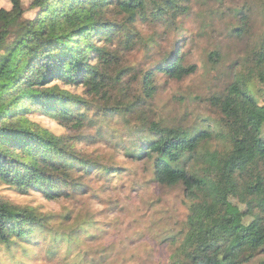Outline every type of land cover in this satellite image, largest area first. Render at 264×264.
<instances>
[{
  "label": "trees",
  "instance_id": "trees-1",
  "mask_svg": "<svg viewBox=\"0 0 264 264\" xmlns=\"http://www.w3.org/2000/svg\"><path fill=\"white\" fill-rule=\"evenodd\" d=\"M193 1L32 0L28 7L39 8L33 18L24 17L22 0H8L9 8L0 6V182L19 190L44 191L48 198L59 195L55 191L65 184L66 173L79 164L88 167L90 162L72 154L65 141L37 127L25 114L37 104L43 114L61 124H82L87 101L66 90L56 92L47 86L48 81L57 78L66 85L84 86L89 94L101 93L107 80L106 67L117 62L112 60L113 51L94 45L93 37L103 33L110 42L117 39L128 49L141 42L146 47L155 45L157 35L143 40L134 30L135 23L141 19L177 28V17L188 14ZM214 1L221 7L224 0ZM253 1L236 0L230 10L247 16ZM255 4L264 24V1L255 0ZM209 11L214 19L215 10ZM113 14L126 19L116 23L109 20ZM247 23L226 27L225 34L241 37ZM259 38V58H264V32ZM178 43L177 38L173 45ZM93 54L98 62H90ZM208 57L218 60L219 48L212 49ZM195 69V64L183 63L180 47L175 46L161 64L145 71L142 93L151 95L154 72L163 71L182 80ZM122 73L123 69L114 80L116 84ZM255 97L249 85L237 80L222 95L214 94L211 103L219 115L214 120L203 119L188 128L140 118L137 131L149 134L128 154L151 158L155 181L168 186L182 184L190 200L188 233H184L171 264H247L264 253V103ZM139 103L120 102L121 107L114 108L126 116ZM214 140L221 143L220 148L214 149ZM197 158L202 160L200 164ZM69 161L74 167L66 165ZM99 169L109 172L104 166ZM228 183L254 214L251 224L234 223L225 188ZM45 219L0 198V250L11 254L18 248L25 255L40 233L54 236V228ZM85 222L83 218L78 227ZM73 236L69 232L64 239L74 240ZM256 264H264V259Z\"/></svg>",
  "mask_w": 264,
  "mask_h": 264
},
{
  "label": "rangeland",
  "instance_id": "rangeland-1",
  "mask_svg": "<svg viewBox=\"0 0 264 264\" xmlns=\"http://www.w3.org/2000/svg\"><path fill=\"white\" fill-rule=\"evenodd\" d=\"M31 1L22 0L25 18H33L39 10L28 7ZM234 1L224 0L218 7L214 0H194L189 13L177 17V28L140 19L134 30L143 40L157 35L156 44L148 47L141 42L128 49L117 39L110 42L103 33L94 36V45L113 51L112 60L117 62L106 67L107 80L101 93L89 94L84 86L66 85L57 78L48 81L47 86L56 92L66 90L87 101L83 123L61 124L50 114H43L37 104L25 116L60 137L72 154L85 158L90 165L79 164L66 173L67 180L60 191H55L59 195L54 198H48L44 191L19 190L0 182L2 200L43 215L55 232L45 237L40 233L25 255L18 248L11 254L0 250V264H171L184 233H188L190 200L182 184L168 186L155 181L151 158L128 152L149 134L137 131L140 118L188 128L203 119L214 120L219 116L211 103L214 94L222 95L237 80L249 85L258 102L264 103V58H259L264 24L260 9L254 0L251 14L236 15L230 10ZM0 6L9 8L10 4L0 0ZM213 9L214 19L209 11ZM124 18L109 15V20L116 23H123ZM245 20L247 31L243 36L225 34L226 27H237ZM177 38L183 63L195 64V71L182 80L172 79L163 71L154 72L150 81L154 89L146 96L142 93L145 71L162 63L164 56L178 46L173 45ZM216 47L220 58L210 59L208 53ZM90 62H98L95 54ZM122 69L124 73L116 84L114 80ZM136 100H140L138 107L126 116L114 108L121 107L120 102ZM220 145L214 140V149ZM201 162L197 158V163ZM100 166L109 172L102 173ZM73 187H77L76 192ZM225 188L234 223L251 224L254 214L238 199L231 183ZM83 218L84 226L78 227ZM69 232L74 240L64 239ZM263 259L264 253H259L247 264Z\"/></svg>",
  "mask_w": 264,
  "mask_h": 264
}]
</instances>
